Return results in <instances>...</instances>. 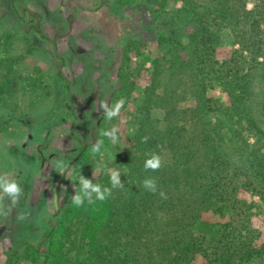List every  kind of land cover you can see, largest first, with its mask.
Wrapping results in <instances>:
<instances>
[{"label": "trees", "instance_id": "obj_1", "mask_svg": "<svg viewBox=\"0 0 264 264\" xmlns=\"http://www.w3.org/2000/svg\"><path fill=\"white\" fill-rule=\"evenodd\" d=\"M138 1L118 0L125 7ZM144 1L162 27L157 42L168 76L163 84L154 61L151 84L129 117L134 131L119 137L117 147L101 136L112 121L102 118L100 151H112L105 166L120 172L124 187L89 204L96 193L83 188L80 175L101 191L111 184L105 167L95 177L100 152L82 146L73 162L84 205L61 207L42 242L26 244L24 258L31 264H264V230L252 223L257 205L241 195L258 196L264 212V129L255 94L264 83V0ZM171 2L181 5L170 12ZM132 47L125 50L129 63ZM120 76L119 100L126 101L134 83L126 69ZM189 99L195 105L181 109ZM158 109L164 126L153 118ZM152 154L161 158L155 171L145 169ZM149 178L155 193L143 185ZM204 212L226 221L210 224Z\"/></svg>", "mask_w": 264, "mask_h": 264}, {"label": "rangeland", "instance_id": "obj_2", "mask_svg": "<svg viewBox=\"0 0 264 264\" xmlns=\"http://www.w3.org/2000/svg\"><path fill=\"white\" fill-rule=\"evenodd\" d=\"M180 5L171 2L168 9ZM161 28L144 0L128 7L118 0H0V174L7 173L3 180L15 179L22 189L11 214L0 216V229L5 228L0 264H31L24 258L26 244H40L57 223L59 209L73 206L72 196L83 198L82 187L74 182L73 159L82 146L92 148L100 141V104L112 107L119 100L124 69L134 88L107 124V130L119 128L118 142L111 146L134 131L129 117L151 84L154 61L160 62L163 84L167 81V56L157 42ZM224 43L231 46L230 34ZM129 44L130 63L125 57ZM255 94L264 129V83L256 85ZM216 95L226 100L220 90ZM194 105L189 99L180 108ZM164 116L163 110L153 111L162 126ZM112 157L109 148L101 149L95 177ZM170 159L165 153L164 160ZM61 162L63 170L57 166ZM0 195V213L7 212L12 200L2 189ZM241 195L257 205L252 223L264 230L262 200L249 192ZM21 213L27 218L18 220ZM202 219L226 221L212 212H204Z\"/></svg>", "mask_w": 264, "mask_h": 264}, {"label": "clouds", "instance_id": "obj_3", "mask_svg": "<svg viewBox=\"0 0 264 264\" xmlns=\"http://www.w3.org/2000/svg\"><path fill=\"white\" fill-rule=\"evenodd\" d=\"M125 104L124 98H121L116 102V104L112 107H109L106 102H101L100 107L104 109V115L105 118L109 121H111L114 117H117L120 113L121 108H123ZM119 128L116 126H112L110 130H105L101 132V136L107 137L113 144L118 142V135ZM148 137H142L141 142L146 143ZM103 141H98L95 145L92 146L91 152L93 155L100 152V147L102 145ZM57 166L63 170L64 165L61 163H58ZM161 167V158L156 155L152 154L151 158L147 159L145 162V169H151L153 171L158 170ZM105 171L109 175L110 184L111 187H104L103 191H101V185L99 184H92L90 181H87L83 178L82 175L78 177V180L80 183H82L84 189L91 188L93 192L96 193V199L95 200H89V204H94L96 201H105L108 197L112 195V189L114 188H123V183L119 180L120 172L118 170L108 172L107 168L105 166ZM7 176V173L0 174V189L3 190V193L7 194L8 197L11 198L12 204L8 207L7 212L0 213V216L7 217L11 214L12 209L17 206L19 203L18 195L22 193L21 186L18 184V182L15 179H12L11 181L3 180V177ZM144 187L155 193L157 191L156 181L154 179H146L143 182ZM160 196L162 198H167L165 193L163 191L160 192ZM72 203L76 207H81L84 205V199L82 198V195L77 194L75 196H72ZM3 196L0 195V208H3ZM27 218L26 213H21L18 215V220H24Z\"/></svg>", "mask_w": 264, "mask_h": 264}, {"label": "water", "instance_id": "obj_4", "mask_svg": "<svg viewBox=\"0 0 264 264\" xmlns=\"http://www.w3.org/2000/svg\"><path fill=\"white\" fill-rule=\"evenodd\" d=\"M5 230V228L0 229V235L2 234V232Z\"/></svg>", "mask_w": 264, "mask_h": 264}]
</instances>
